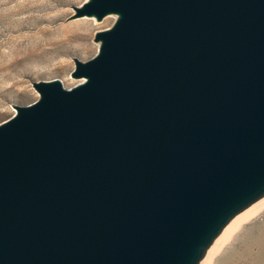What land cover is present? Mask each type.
Instances as JSON below:
<instances>
[{
    "label": "water",
    "instance_id": "obj_1",
    "mask_svg": "<svg viewBox=\"0 0 264 264\" xmlns=\"http://www.w3.org/2000/svg\"><path fill=\"white\" fill-rule=\"evenodd\" d=\"M65 89L0 126V264H161L264 131V0H93ZM254 173V172H253Z\"/></svg>",
    "mask_w": 264,
    "mask_h": 264
},
{
    "label": "rangeland",
    "instance_id": "obj_2",
    "mask_svg": "<svg viewBox=\"0 0 264 264\" xmlns=\"http://www.w3.org/2000/svg\"><path fill=\"white\" fill-rule=\"evenodd\" d=\"M92 2L0 0V125L18 106L41 99L38 84L58 80L65 89L78 84L72 76L77 61L99 55L101 33L115 22L88 13ZM83 21L84 28H72ZM214 264H264V210L244 224Z\"/></svg>",
    "mask_w": 264,
    "mask_h": 264
},
{
    "label": "bare ground",
    "instance_id": "obj_3",
    "mask_svg": "<svg viewBox=\"0 0 264 264\" xmlns=\"http://www.w3.org/2000/svg\"><path fill=\"white\" fill-rule=\"evenodd\" d=\"M105 17L108 24L115 21L113 27L122 20L123 14L108 9ZM86 23L78 22L72 28H84ZM102 47L103 44L100 45V51ZM74 78L79 80L78 84L74 83L77 84L74 88L89 81V77ZM18 114L17 108L14 117ZM248 176L228 186L204 207L174 255L161 264H214L217 256L234 239L244 224L264 210V131L257 148L254 166Z\"/></svg>",
    "mask_w": 264,
    "mask_h": 264
}]
</instances>
